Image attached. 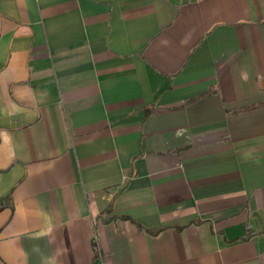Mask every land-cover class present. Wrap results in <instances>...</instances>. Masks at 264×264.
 Instances as JSON below:
<instances>
[{
    "label": "crops",
    "instance_id": "crops-1",
    "mask_svg": "<svg viewBox=\"0 0 264 264\" xmlns=\"http://www.w3.org/2000/svg\"><path fill=\"white\" fill-rule=\"evenodd\" d=\"M0 264H264V0H0Z\"/></svg>",
    "mask_w": 264,
    "mask_h": 264
},
{
    "label": "trees",
    "instance_id": "trees-1",
    "mask_svg": "<svg viewBox=\"0 0 264 264\" xmlns=\"http://www.w3.org/2000/svg\"><path fill=\"white\" fill-rule=\"evenodd\" d=\"M122 217L129 218V217H127V216H122ZM110 219H111V218H110ZM129 219H131V218H129ZM94 246L96 247V243H94Z\"/></svg>",
    "mask_w": 264,
    "mask_h": 264
}]
</instances>
